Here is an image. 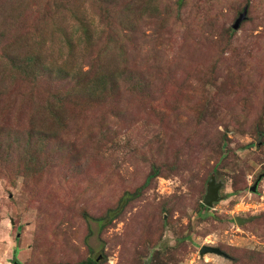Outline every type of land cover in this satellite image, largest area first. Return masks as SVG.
<instances>
[{
    "label": "rangeland",
    "instance_id": "rangeland-1",
    "mask_svg": "<svg viewBox=\"0 0 264 264\" xmlns=\"http://www.w3.org/2000/svg\"><path fill=\"white\" fill-rule=\"evenodd\" d=\"M176 1L159 4L164 25L138 20L132 54L144 94L128 87L105 101L73 95L50 168L25 180L16 159L0 165V264H264V0H186L181 11ZM97 3L0 0V34L26 30L33 22L24 14L34 8L45 17L75 8L98 22L107 6ZM152 29H162L158 42L144 37ZM58 81L36 84L25 99L45 104ZM10 101H0V126L28 130L24 110L7 121ZM154 165L161 174L118 219L96 220L144 186ZM214 167L224 199L202 209ZM236 217L254 218L240 225ZM205 245L229 258L201 257Z\"/></svg>",
    "mask_w": 264,
    "mask_h": 264
},
{
    "label": "trees",
    "instance_id": "trees-1",
    "mask_svg": "<svg viewBox=\"0 0 264 264\" xmlns=\"http://www.w3.org/2000/svg\"><path fill=\"white\" fill-rule=\"evenodd\" d=\"M94 1L100 2L97 3L100 6H107L102 8L98 22L95 17L88 13L80 14V10L75 8L61 9L54 17L41 16L40 11L34 8L25 10L24 16L29 14L33 22L26 30L12 27L9 33L0 34V101L11 100L5 113L7 121L12 119L13 112L21 109L19 111L24 110L22 114L27 115L28 127L23 132L24 124L15 122V127L10 124L0 126V165H9L13 163L12 158L16 159L18 163L13 168L25 180L31 179L35 172L43 173L45 167L50 168L54 164L52 143H58V148L64 146L59 141L62 140L59 131L68 128L70 123L67 116L68 104L73 102L70 97L87 95L105 101L128 87L140 94L147 90L145 78L134 76L136 63L132 52L138 51L137 42L141 41L137 38L140 30L138 20L145 18L148 25L155 26L153 23L157 22L164 25L159 8L164 0ZM113 4H116L115 7ZM185 4L186 0H177V11H181ZM143 8L145 11L142 13ZM38 15L40 17L36 18ZM55 18L58 21H53ZM161 30L152 29V34H145L144 37L158 42L163 36ZM230 32L232 35L235 30L230 28ZM156 46L153 45L154 49ZM212 65L218 69L221 63L214 60ZM46 79H59L60 86L44 99L45 104L37 105L30 97L25 99L33 93V86ZM263 137L264 131H260L259 138ZM220 147L222 155L227 153L223 144ZM226 156L224 154L223 158ZM216 168L207 175L203 190H206L212 175L216 178L219 175ZM160 174V167L154 165L144 186L127 192L114 208L96 220L106 221L114 214L106 222L108 226L113 219H118L127 206L142 195L149 180ZM201 208L208 207L201 204ZM86 264H96V261L91 259Z\"/></svg>",
    "mask_w": 264,
    "mask_h": 264
},
{
    "label": "water",
    "instance_id": "water-1",
    "mask_svg": "<svg viewBox=\"0 0 264 264\" xmlns=\"http://www.w3.org/2000/svg\"><path fill=\"white\" fill-rule=\"evenodd\" d=\"M247 13H248V9L245 8L243 13L240 14L239 18L234 23L233 25L234 30H238L240 28L241 23L247 18ZM261 180H262V176L259 177V179L256 181L254 186L251 188L252 192L256 191ZM222 186L223 184L220 182H217L215 176L212 175L209 178L207 182V193L204 197V204L207 207L211 208L214 206L215 203H218L224 199V197L220 195ZM253 218L254 217L245 219V218L236 217L235 221L237 222V224L244 225L245 223H249L250 221H252ZM206 254H216L219 256H223L225 258H229V255L226 252H224L218 247H213V246H206V245L202 246V248L200 249L201 257H203ZM146 264H149V263L147 262Z\"/></svg>",
    "mask_w": 264,
    "mask_h": 264
}]
</instances>
